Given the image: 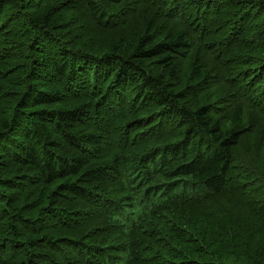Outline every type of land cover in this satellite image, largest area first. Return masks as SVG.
<instances>
[{
	"label": "trees",
	"instance_id": "obj_1",
	"mask_svg": "<svg viewBox=\"0 0 264 264\" xmlns=\"http://www.w3.org/2000/svg\"><path fill=\"white\" fill-rule=\"evenodd\" d=\"M246 186L258 217L264 0H0V264H220Z\"/></svg>",
	"mask_w": 264,
	"mask_h": 264
},
{
	"label": "rangeland",
	"instance_id": "obj_2",
	"mask_svg": "<svg viewBox=\"0 0 264 264\" xmlns=\"http://www.w3.org/2000/svg\"><path fill=\"white\" fill-rule=\"evenodd\" d=\"M75 11L76 16L73 15L74 19L69 29L70 31L76 29L74 35L76 40L79 37L87 39L84 43L81 41L80 44L76 43L77 48L85 52L96 53L102 51L105 43L109 40L117 41L118 38L122 37L120 31H98L91 26H85V23L80 21L76 8ZM123 36L125 39L130 37L127 34ZM11 57H13L11 61L18 62L15 54L12 53ZM249 192L252 193L253 190L246 186L243 194H237L232 198L209 204L210 207L207 210L216 221L214 226L217 228L216 231L225 229L229 230L230 234L228 240L217 242L211 246V260L220 259L218 262L220 264H264V213L257 217L250 210H246L244 204L249 198ZM256 196H258V202L263 204L261 195L258 193ZM231 240L234 250L229 248V241Z\"/></svg>",
	"mask_w": 264,
	"mask_h": 264
}]
</instances>
